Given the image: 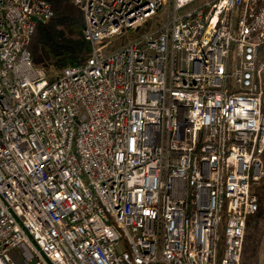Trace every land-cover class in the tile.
Segmentation results:
<instances>
[{
  "label": "built area",
  "instance_id": "built-area-1",
  "mask_svg": "<svg viewBox=\"0 0 264 264\" xmlns=\"http://www.w3.org/2000/svg\"><path fill=\"white\" fill-rule=\"evenodd\" d=\"M74 3L90 56L50 77L51 4L0 0V264H242L264 0Z\"/></svg>",
  "mask_w": 264,
  "mask_h": 264
},
{
  "label": "trees",
  "instance_id": "trees-1",
  "mask_svg": "<svg viewBox=\"0 0 264 264\" xmlns=\"http://www.w3.org/2000/svg\"><path fill=\"white\" fill-rule=\"evenodd\" d=\"M51 4L53 15L40 23L29 49L37 66L52 63L58 69L84 64L91 46L84 35V18L74 0H45ZM260 198V197H259ZM252 216L249 223L254 219ZM248 228V226H247Z\"/></svg>",
  "mask_w": 264,
  "mask_h": 264
},
{
  "label": "rangeland",
  "instance_id": "rangeland-1",
  "mask_svg": "<svg viewBox=\"0 0 264 264\" xmlns=\"http://www.w3.org/2000/svg\"><path fill=\"white\" fill-rule=\"evenodd\" d=\"M119 45L120 43L117 42L116 46ZM41 67H44L47 70L50 77H54L62 71V69H58L52 63H47L46 66ZM257 194L260 197L259 211L247 228L242 264H264V261L260 260V255L256 250L257 241H253L255 238H259L262 234L263 224L261 223V227H259L258 224L260 225V222H262V219L264 218V181L261 187L257 190Z\"/></svg>",
  "mask_w": 264,
  "mask_h": 264
},
{
  "label": "crops",
  "instance_id": "crops-1",
  "mask_svg": "<svg viewBox=\"0 0 264 264\" xmlns=\"http://www.w3.org/2000/svg\"><path fill=\"white\" fill-rule=\"evenodd\" d=\"M257 222V221H256ZM261 223L263 224L262 225V234L261 236L258 238H253L254 240L253 241H257L256 244V250L257 252L259 253L260 255V260L264 261V218L262 219V222H260V225L258 224L259 227H261Z\"/></svg>",
  "mask_w": 264,
  "mask_h": 264
}]
</instances>
